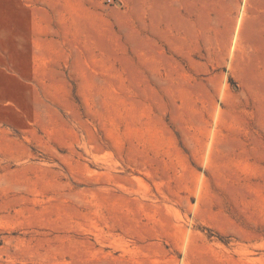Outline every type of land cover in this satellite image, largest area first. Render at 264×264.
Instances as JSON below:
<instances>
[{
    "label": "rangeland",
    "instance_id": "374dc122",
    "mask_svg": "<svg viewBox=\"0 0 264 264\" xmlns=\"http://www.w3.org/2000/svg\"><path fill=\"white\" fill-rule=\"evenodd\" d=\"M0 264H264V0H0Z\"/></svg>",
    "mask_w": 264,
    "mask_h": 264
}]
</instances>
